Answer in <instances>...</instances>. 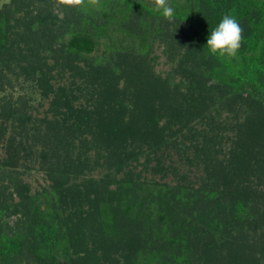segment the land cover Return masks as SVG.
<instances>
[{
  "label": "trees",
  "instance_id": "16d2710c",
  "mask_svg": "<svg viewBox=\"0 0 264 264\" xmlns=\"http://www.w3.org/2000/svg\"><path fill=\"white\" fill-rule=\"evenodd\" d=\"M169 4L0 7V264H264V0Z\"/></svg>",
  "mask_w": 264,
  "mask_h": 264
},
{
  "label": "clouds",
  "instance_id": "9594fccd",
  "mask_svg": "<svg viewBox=\"0 0 264 264\" xmlns=\"http://www.w3.org/2000/svg\"><path fill=\"white\" fill-rule=\"evenodd\" d=\"M54 6L80 9L85 6L99 7L101 0H53ZM154 10L169 22L174 20V9L169 0H152ZM243 29L231 14H225L207 38L206 47L213 56L235 58L242 45Z\"/></svg>",
  "mask_w": 264,
  "mask_h": 264
},
{
  "label": "rangeland",
  "instance_id": "374dc122",
  "mask_svg": "<svg viewBox=\"0 0 264 264\" xmlns=\"http://www.w3.org/2000/svg\"><path fill=\"white\" fill-rule=\"evenodd\" d=\"M10 1L11 0H0V7L3 4H8ZM155 54L157 55V59L153 63L154 71L157 73H160L161 75H164L167 72H170L171 66H170V64L167 63V60H166L165 56H163L161 49H159V48L155 49ZM175 80H179V78L176 77ZM25 89L26 90H24V88L22 89L21 87L16 86L13 89V91H10L11 89H8L6 93L11 94L13 98H16L19 95L24 94V93L29 91V90H27L26 86H25ZM29 92H30V95L32 98L31 104L34 106L39 104L41 100H40L38 93L33 92V91L32 92L29 91ZM42 103H44L43 107L41 109H39V113H38L40 116H42V114H43L42 111L47 107V102L44 101ZM20 176L23 179V181L27 185H29L30 194H33L36 191H40L44 186H47L49 183L45 174L42 171L38 170L37 167H34L33 169L29 168L28 171L22 172ZM93 176L96 177V173ZM9 190L12 191V187ZM18 201H19L18 197H15L14 202H18ZM17 218L18 219L22 218L20 213H17L16 217H10L9 224L11 222H15ZM20 264H23V263H20Z\"/></svg>",
  "mask_w": 264,
  "mask_h": 264
}]
</instances>
